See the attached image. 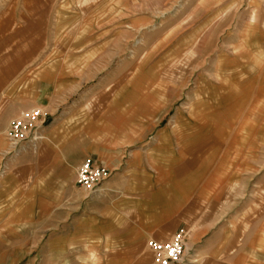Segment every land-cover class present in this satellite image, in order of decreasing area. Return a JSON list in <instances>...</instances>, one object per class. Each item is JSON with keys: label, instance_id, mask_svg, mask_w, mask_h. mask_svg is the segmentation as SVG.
I'll return each instance as SVG.
<instances>
[{"label": "rangeland", "instance_id": "374dc122", "mask_svg": "<svg viewBox=\"0 0 264 264\" xmlns=\"http://www.w3.org/2000/svg\"><path fill=\"white\" fill-rule=\"evenodd\" d=\"M0 5V15L22 16L16 26L23 50L32 51L30 66L50 67L67 87L53 118L81 125L109 119L148 140L171 134L163 139L183 151L198 145L208 176L223 188V221L236 233V245L217 252L231 264H264V0ZM7 25L9 34L15 24ZM30 252L0 247L11 259L37 254Z\"/></svg>", "mask_w": 264, "mask_h": 264}, {"label": "crops", "instance_id": "0c3cea01", "mask_svg": "<svg viewBox=\"0 0 264 264\" xmlns=\"http://www.w3.org/2000/svg\"><path fill=\"white\" fill-rule=\"evenodd\" d=\"M21 18L0 15V152L9 123L22 112L39 106L52 122L42 124L35 149L9 157V172L0 178V247L37 254L0 255V263L153 264L147 240H166L184 229L195 252L193 258L187 252L183 264H231L216 249L235 246L236 233L223 221V188L208 176L198 145L183 151L163 139L171 134L148 140L109 119L81 125L53 118L67 87L52 78L50 67L30 66L32 51L23 50L16 26ZM8 23L15 24L9 34ZM85 158L111 171L98 194L76 183Z\"/></svg>", "mask_w": 264, "mask_h": 264}, {"label": "built area", "instance_id": "2783aa9c", "mask_svg": "<svg viewBox=\"0 0 264 264\" xmlns=\"http://www.w3.org/2000/svg\"><path fill=\"white\" fill-rule=\"evenodd\" d=\"M45 121L42 108L36 106L22 112L9 123L5 133L8 149L0 152V176L6 171V157L14 156L26 147L36 148L43 139L39 128ZM110 175L111 171L106 166L85 158L76 169V183L80 189L94 195L102 191V185ZM187 243L188 232L179 229L166 240H147L146 247L151 253L153 264H183L188 252Z\"/></svg>", "mask_w": 264, "mask_h": 264}]
</instances>
